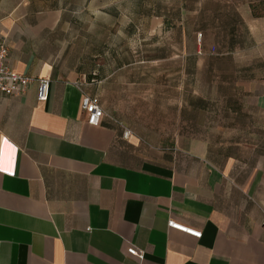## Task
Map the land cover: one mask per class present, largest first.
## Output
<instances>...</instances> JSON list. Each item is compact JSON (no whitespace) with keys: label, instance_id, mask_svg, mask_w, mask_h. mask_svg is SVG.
I'll use <instances>...</instances> for the list:
<instances>
[{"label":"crops","instance_id":"crops-1","mask_svg":"<svg viewBox=\"0 0 264 264\" xmlns=\"http://www.w3.org/2000/svg\"><path fill=\"white\" fill-rule=\"evenodd\" d=\"M212 3L227 39L197 44L212 77L182 95L174 120L172 91L141 89L121 59L112 110L108 47L93 31L107 5L0 0L10 66L51 80L44 102L36 83L0 93V264H264V0ZM84 93L100 99L99 126L87 123ZM161 99L148 118L130 111Z\"/></svg>","mask_w":264,"mask_h":264},{"label":"rangeland","instance_id":"rangeland-1","mask_svg":"<svg viewBox=\"0 0 264 264\" xmlns=\"http://www.w3.org/2000/svg\"><path fill=\"white\" fill-rule=\"evenodd\" d=\"M96 3L107 5L109 10L104 12L107 15L104 18L93 20V31L102 40L99 47H108L102 61L108 65L106 71L113 75L114 83L109 85L108 92L112 110L116 113L118 108L116 66L121 59L126 64L134 63L125 69V75L134 70L142 77L141 89L156 85L158 92L172 91L173 106L168 110L174 114V120L180 110L183 117L186 111L179 106H184L187 100L181 99L182 95L189 93L196 97L198 80L212 77L197 58V44L209 45L213 51L219 39H227L224 30L214 31L221 21L211 18L215 6L212 0H96ZM164 102V99L146 100L145 107L137 103L135 108L131 105L130 111L136 112L137 119H145L163 110ZM148 134L155 137L165 133Z\"/></svg>","mask_w":264,"mask_h":264},{"label":"built area","instance_id":"built-area-1","mask_svg":"<svg viewBox=\"0 0 264 264\" xmlns=\"http://www.w3.org/2000/svg\"><path fill=\"white\" fill-rule=\"evenodd\" d=\"M33 83L37 84V100L39 102L46 101L49 95L51 80L40 77L34 78L16 72L9 64V48L6 40L3 39L0 44V93L5 96H22L29 91ZM81 106L83 112L86 114L87 123L92 126H99L103 117L106 115L99 97L84 93ZM130 135H132V131H124L125 138H128ZM168 226L171 229L187 233L198 239L202 237L201 231L181 225L175 221H169ZM128 254L138 259L144 258V252L134 246L128 249Z\"/></svg>","mask_w":264,"mask_h":264}]
</instances>
